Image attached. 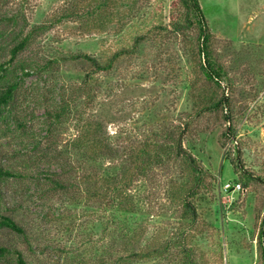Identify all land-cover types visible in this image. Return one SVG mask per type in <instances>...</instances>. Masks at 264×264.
Here are the masks:
<instances>
[{
	"label": "rangeland",
	"instance_id": "rangeland-1",
	"mask_svg": "<svg viewBox=\"0 0 264 264\" xmlns=\"http://www.w3.org/2000/svg\"><path fill=\"white\" fill-rule=\"evenodd\" d=\"M65 1L0 0V91L16 84L0 109V166L20 172L0 178V209L27 232L25 242L0 228V245L20 250L28 264H97L125 254L124 235L140 231L141 247L169 243L168 251L127 264H181V242L197 264H263L264 0H198L211 59L222 69L220 86L200 69L196 26L175 30L185 13L180 0H116L124 18L100 32H83L67 20L34 28ZM29 32L27 46L10 58V48ZM121 49L131 52L108 71L66 60L84 52L105 62ZM223 97L225 108H206ZM66 103L69 111L50 126L49 111ZM80 118L105 126L115 151L103 166L112 172L128 163L130 149H144L149 166L130 186L136 212L36 187L60 167L44 153L69 147ZM183 150L204 171L194 222L183 217L178 195L189 173ZM244 171L254 177L248 186L224 189L226 182L242 184Z\"/></svg>",
	"mask_w": 264,
	"mask_h": 264
},
{
	"label": "trees",
	"instance_id": "trees-1",
	"mask_svg": "<svg viewBox=\"0 0 264 264\" xmlns=\"http://www.w3.org/2000/svg\"><path fill=\"white\" fill-rule=\"evenodd\" d=\"M180 2L185 8V13L182 23H174L175 30L182 32L184 29L196 26L198 30L197 53L200 58V69L207 79L215 81L216 85L220 86L222 69L211 59L209 50L210 32L204 12L198 0H180ZM123 18L124 14H121L116 0H66L52 14L49 20L34 28H48L67 20L76 21L78 29L83 32H100L112 21H115L117 24ZM30 35V32L24 35L22 39L10 48V58L13 59L19 51L27 46ZM140 40L141 38L135 40L133 48L136 47ZM126 52L131 51L124 49L115 51L105 62L84 52L70 54L66 56V60L82 59L91 65L94 72H102L111 69L116 59L126 54ZM88 87V81H83L82 91ZM15 90L16 84L9 83L3 91H0V109L13 98ZM89 94H87L85 99L89 97L92 100L93 96ZM227 103L228 99L223 97L213 103H208L206 108H225ZM68 111L67 103L53 111H49L51 117L49 125L54 127V124L64 118L63 116ZM226 117L227 122H229V117ZM78 122L77 133L70 140L69 147H65L55 154L44 153L43 156L47 158L48 163L56 162L60 167L58 170L52 171V176L48 177L46 182H37L36 187L39 190H43V192L48 189L50 192L65 195L68 197V200H75L77 203L81 201L88 204L96 200L106 210L118 211L125 214L136 212V204L130 193V186L134 180L147 171L149 166V160L144 157L146 155V153H143L144 149H141V146L136 151L130 149L131 153L128 157V163H125L119 171L112 172V168L103 166L104 158H111L114 156L115 151L107 139L103 123L91 118L86 121L80 118ZM227 135L230 136V133L227 132ZM181 136L179 134L178 141H176L178 150H181ZM182 152L187 161L189 173L187 174V181L178 195L183 207V217L194 222L198 215L194 198L202 185L204 171L200 165L196 164L194 157L185 150ZM24 163H27V161H24ZM18 172L0 166V178L13 177L17 174L19 175L20 172ZM247 172L244 171L241 177L242 184L240 185L243 188L248 186L251 180H254L252 173ZM0 228H8L22 235L25 242H27L25 228L14 217L5 214L1 209ZM124 237L126 239L123 242L121 251H125V254H118L114 257L108 256L106 258L101 257L97 261V264H127L135 261L150 260L165 255L169 248V243L164 246L141 247L140 231L128 235V239L127 235H124ZM183 246L181 242V255L178 259L181 261V264H197L193 258V251L190 249L185 250ZM258 246L261 260L264 264V214L258 231ZM12 253H14L15 264H28L20 250H10L3 245H0V264H10L11 261L9 259L13 260ZM174 258L171 259V262L175 261Z\"/></svg>",
	"mask_w": 264,
	"mask_h": 264
},
{
	"label": "built area",
	"instance_id": "built-area-1",
	"mask_svg": "<svg viewBox=\"0 0 264 264\" xmlns=\"http://www.w3.org/2000/svg\"><path fill=\"white\" fill-rule=\"evenodd\" d=\"M223 186H224L225 190L231 188L232 191H235V190H238L240 188V183L239 182H234V181L226 182V183H224Z\"/></svg>",
	"mask_w": 264,
	"mask_h": 264
}]
</instances>
